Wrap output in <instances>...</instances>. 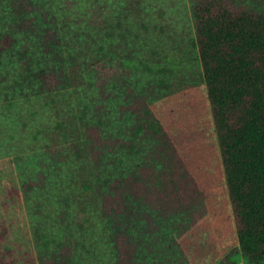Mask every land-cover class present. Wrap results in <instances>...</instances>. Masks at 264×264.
Returning <instances> with one entry per match:
<instances>
[{"label": "rangeland", "instance_id": "1", "mask_svg": "<svg viewBox=\"0 0 264 264\" xmlns=\"http://www.w3.org/2000/svg\"><path fill=\"white\" fill-rule=\"evenodd\" d=\"M193 4L0 0V264H248ZM28 67L69 82L36 94Z\"/></svg>", "mask_w": 264, "mask_h": 264}, {"label": "trees", "instance_id": "2", "mask_svg": "<svg viewBox=\"0 0 264 264\" xmlns=\"http://www.w3.org/2000/svg\"><path fill=\"white\" fill-rule=\"evenodd\" d=\"M192 18L238 246L248 264H264V9L194 0ZM0 37L14 42L7 33ZM21 77L36 83V94L69 82L65 74L44 67H28ZM81 152L75 151L79 157ZM83 189L96 191L90 179H84ZM122 194L124 214L128 196Z\"/></svg>", "mask_w": 264, "mask_h": 264}]
</instances>
